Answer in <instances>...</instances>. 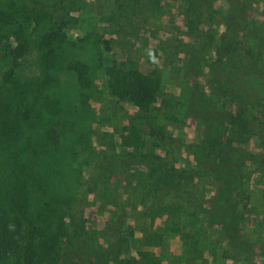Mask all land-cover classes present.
<instances>
[{
	"label": "rangeland",
	"instance_id": "rangeland-1",
	"mask_svg": "<svg viewBox=\"0 0 264 264\" xmlns=\"http://www.w3.org/2000/svg\"><path fill=\"white\" fill-rule=\"evenodd\" d=\"M161 4L165 14L149 18L151 30L136 33L131 24L116 16L120 11L115 0H80L72 14L75 21L65 29L59 66L47 73L53 80L44 82L35 49L16 61L15 74L27 91L21 95L22 111L28 110L29 115L24 122L27 125L21 127L24 138L13 147L0 148V186L5 183L6 195L29 205L28 216L36 219L34 226L38 227L37 241L47 238L51 231L37 219L38 214L68 198L70 205L83 213L88 227H108L107 237L101 239L104 244L111 243L110 257H115L108 264H119L116 260L120 259L126 264H264L261 163L245 167L250 198L246 208L238 205L243 215L238 220L225 214L220 218L224 225L234 220L231 235L237 238V246L228 240L205 203L214 193L210 180L182 184L184 192L179 195L174 191L168 194L164 187L154 191L146 182H130L132 175L142 172L132 164L135 154H126L132 149L122 148L124 138L136 136L141 153L151 148L152 142L137 108L110 93L104 68L129 55L144 71L161 77L157 101L145 114L155 115L153 123L181 139L185 147L173 145L166 159L164 153L157 152L162 155L154 164L158 173L162 165L187 170L196 165L201 139L195 120L188 114L189 98L194 91L195 98H201L200 93L208 97L212 90L207 70L195 78L182 64L187 61L180 53L186 50L184 41L193 46L184 35L181 16L186 0H163ZM213 8L216 17L208 49L215 46L229 14L225 0H217ZM248 16L261 23L264 0L253 4ZM131 20L135 26L141 22L138 17ZM5 52L0 46V115L12 89L4 77L14 64ZM208 55L212 56L210 51ZM73 63L87 66L91 88L80 86L76 73L69 68ZM164 100L171 102L167 107L170 118L164 115ZM213 101H218L217 95ZM236 147L254 155L264 151L253 136ZM10 201L5 196L0 201L1 223L20 214L8 206ZM129 231L132 235L127 234ZM23 236L25 241L27 226ZM123 238L127 244L120 243ZM119 243L123 249L120 253ZM144 253L146 260H142Z\"/></svg>",
	"mask_w": 264,
	"mask_h": 264
},
{
	"label": "trees",
	"instance_id": "trees-1",
	"mask_svg": "<svg viewBox=\"0 0 264 264\" xmlns=\"http://www.w3.org/2000/svg\"><path fill=\"white\" fill-rule=\"evenodd\" d=\"M162 1L115 0L120 11L116 16L131 24L133 32L149 31V18L165 14ZM216 1L186 0L181 15L184 35L193 42L190 46L184 41L186 50L180 53L187 56V61L182 62L183 67H189L195 78H200L207 70V82L212 88L208 97L200 93L201 98H195L194 91L189 98L188 114L195 120L201 139L192 169L162 165L158 173L154 166L162 158L157 152L164 153L166 159L173 145L185 147L181 139L166 134L163 126L153 123L155 115L145 114L157 101L162 88L161 77L154 71H144L129 55H122L117 59L119 63L116 60L104 70L110 93L137 108L136 113L145 121L148 128L145 132L152 142V147L141 153L140 143L134 141L136 136L124 138L122 148L132 149L133 152L126 154H135L136 162L132 164L142 172L132 175L130 182H146L154 191L164 187L168 194L174 191L179 195L184 192L180 188L182 184L197 179L210 180L214 193L205 203L228 240L237 246V238L231 235L234 220L224 225L220 218L225 214L238 220L243 215L238 212V205L242 203L247 207L250 195L246 189V165L261 163L264 171V151L254 155L236 147L244 138L253 136L264 149V19L257 23L248 16L252 5L259 0H225L229 14L224 29L215 46L208 49L213 38ZM0 3V46L6 51L4 56L14 61L4 77V82L12 84V89L0 115V148H9L24 138L21 127L27 125L24 122L29 115L28 110L22 111L21 95L27 91L15 74L16 61L35 49L44 82L53 80L47 73L59 66L66 41L65 29L75 21L72 14L78 10L80 0H0ZM136 17L141 22L135 26L131 18ZM69 68L76 73L81 87L91 88L86 65L73 63ZM213 95H217V102L213 101ZM163 103L166 104L164 115L170 118L167 107L171 102L164 100ZM4 190L5 183L0 186V201L4 196L6 201L11 199L8 206L20 214L11 221L0 222V264H108L115 260L114 256L110 257L111 243L101 241L107 237L108 227L103 230L88 227L83 213L72 207L68 198L57 201V206L50 205L46 213L38 214L37 219L51 231L47 238L37 241L34 236L38 227L34 226L36 219L28 216L29 205L13 200ZM25 226L28 237L23 241ZM127 234L132 235V232ZM120 243L127 244V239L123 238ZM120 243L118 253L123 250ZM143 256L142 260H146V253ZM116 261L126 264L125 259Z\"/></svg>",
	"mask_w": 264,
	"mask_h": 264
}]
</instances>
